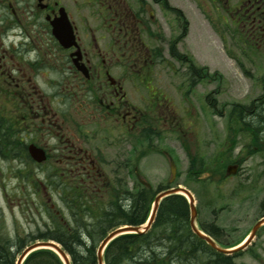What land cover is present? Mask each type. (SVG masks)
<instances>
[{
  "label": "flooded vegetation",
  "instance_id": "af4514ba",
  "mask_svg": "<svg viewBox=\"0 0 264 264\" xmlns=\"http://www.w3.org/2000/svg\"><path fill=\"white\" fill-rule=\"evenodd\" d=\"M193 2L207 21L214 14L213 27L232 55H264V0ZM191 33L192 22L176 0H0V141L11 135L8 148L18 152L7 159L41 168L40 180L23 176L24 183L35 185L33 191L24 188L25 195L45 198L61 220L62 209L51 201L69 197L70 191L119 202L130 176L136 178L135 169L143 176V156L131 153L148 147L177 161L173 149L158 148L167 126L181 140L190 164L198 153L188 149L193 121L203 117L213 133L209 114L224 117L225 138L216 155L201 154L206 169L198 177L219 187L237 177L245 160L263 152L264 73L262 94L247 103H228L226 113L224 103L212 96L219 94L221 75L194 62ZM211 82L217 89L208 88ZM195 97L201 107L193 106ZM192 118L183 128L182 121ZM239 139L243 144L234 154ZM30 146L43 152L42 161L34 160ZM230 165H237V174L226 176ZM260 168L261 174L248 178L249 186L238 184L229 197L241 200L240 192L250 189L247 200L256 204L258 216L239 239L236 230L219 226L213 217L208 227L220 244L240 242L264 216V158ZM171 178L167 184L177 182V176ZM259 238L264 239V224L251 244ZM252 258L264 264V252Z\"/></svg>",
  "mask_w": 264,
  "mask_h": 264
},
{
  "label": "rangeland",
  "instance_id": "374dc122",
  "mask_svg": "<svg viewBox=\"0 0 264 264\" xmlns=\"http://www.w3.org/2000/svg\"><path fill=\"white\" fill-rule=\"evenodd\" d=\"M176 3L178 6H183L186 9V14L192 22V33L189 40L192 42L191 55L194 62L198 65H205L210 71H217L221 75L219 79L222 80L218 85L219 94L214 93L212 96L215 97L216 95L220 101V105L224 103L226 113L229 110L228 103H247L251 99L259 97L263 92L260 76L264 73V55L253 53L247 55L235 54L232 56L228 49L227 40L213 27L211 17L214 18V14H210L209 21H207L200 13V9L197 10L195 8L193 0H176ZM212 13H214L213 10ZM216 18L220 19L219 22H222L220 16H216ZM239 63L242 65V68L239 66ZM204 88H206L205 84L199 86L197 92H201L202 94ZM208 88L217 89V85L211 82ZM196 97L193 99V106L198 108L201 105L196 101ZM209 118L213 127V133L207 130L203 117L194 120L192 126L193 135H191L192 142L188 146L190 153L198 152V155L201 156L202 154L207 159H210V156L213 154L216 155L218 152L217 149L220 147L219 145L222 142L224 143L225 138V132L220 130L222 123L224 122L225 124L224 117L222 119L217 115L209 114ZM192 120L193 118L188 120L184 119L182 121L183 128L184 126H191ZM162 128L165 130H163L164 133L159 138L158 148H171L174 150L173 154L177 157L176 164L179 174L177 181L180 185L190 189L194 194L198 210L197 222L208 225L213 220V217H215L219 226H223L225 229L231 231L236 230L234 237L239 239L248 232V225L252 219L258 216V209L254 202L247 200L252 196L249 193L250 189H245L240 192L241 200L229 199L230 193L240 183H243L244 186H249L248 178L262 173L260 166L264 158V151L254 154L250 159L245 160L242 163L237 177L227 180L219 187L215 182H194L192 180L193 178L185 176L189 163L187 153L181 147V140L173 132L172 128L167 126ZM243 140L245 141L246 138H243ZM242 144L243 142L240 140L233 151L234 154L239 151ZM141 150V147H139L135 151V155L131 153V157L138 156L137 158L139 159L143 156V161L139 168L142 175L147 178L153 188L167 184L170 171L169 163L164 155L159 153L158 150H152L148 147H144L142 154H140ZM224 159L227 162L231 158L224 157ZM225 162L221 163L222 167ZM203 168L206 167L203 165ZM25 175L31 176L33 180H40L41 168L25 166L24 163H19L18 160H9L0 157V231L4 235L8 234L10 236L24 238L30 233L36 234L38 230L43 231L48 226H53V219L61 222L59 216H56L49 208L50 202L47 203L45 198L33 193L32 195L29 193L25 195L24 188H30L31 191L35 188V185L26 184L28 180L24 183L25 179L23 176ZM128 181V187L130 188L135 183V180L130 176ZM255 191H261V189ZM217 193H220L222 196L220 200L217 198ZM262 195L263 193H260L258 198ZM245 198L246 201L244 200ZM51 202H54L56 206L62 209L64 214L61 213L65 219L69 218L73 222L72 218H70L71 215L64 209V205L60 199L55 198ZM222 206L227 211L222 212ZM232 244L235 243L232 242ZM255 252H264L263 238L256 239L247 249L241 251L235 261L246 264H258L252 258Z\"/></svg>",
  "mask_w": 264,
  "mask_h": 264
},
{
  "label": "trees",
  "instance_id": "16d2710c",
  "mask_svg": "<svg viewBox=\"0 0 264 264\" xmlns=\"http://www.w3.org/2000/svg\"><path fill=\"white\" fill-rule=\"evenodd\" d=\"M231 54V53H230ZM232 55V54H231ZM233 56V55H232ZM240 64V63H239ZM241 65V64H240ZM242 66V65H241ZM232 128V126H230ZM0 141V154L6 159L18 152L11 151L9 138ZM203 159L192 156L187 174L199 182L205 170ZM219 168V169H218ZM217 169L222 171L220 167ZM221 169V170H220ZM170 185L147 188L135 183L122 199L91 200L84 194L70 191L62 199L72 221L66 224L52 220L51 227L28 234L24 238L4 235L0 231V264H15L18 254L28 242L35 239H52L68 253L71 264H97L96 250L101 239L120 225H141L147 220L156 193ZM201 228L215 234L209 225ZM216 235V234H215ZM104 264H236L228 256L215 251L199 238L189 225L187 200L180 194L166 196L160 202L150 229L144 233L122 234L111 240L103 252ZM22 264H63L59 256L48 249L31 252Z\"/></svg>",
  "mask_w": 264,
  "mask_h": 264
},
{
  "label": "water",
  "instance_id": "95a60500",
  "mask_svg": "<svg viewBox=\"0 0 264 264\" xmlns=\"http://www.w3.org/2000/svg\"><path fill=\"white\" fill-rule=\"evenodd\" d=\"M29 151L31 156L34 158L36 161H42L44 159V154L40 149L36 148L35 146H30ZM236 166H229L227 173H235ZM170 171L172 176L174 177L176 174V165L174 161L170 158ZM139 181L143 183L146 186H150L149 183L146 181L142 180L139 178ZM171 194H182L186 197L188 205H189V210H190V219H189V224L191 227V230L201 239L205 240L213 249L216 251L223 253V254H233L239 250H242L246 248V246L250 243L252 240L255 231L257 228L264 223V217L259 220L252 228L249 236L238 246L233 247V248H224L220 247L209 235L205 234L202 230H200L197 225H196V216H197V209L195 206V199L191 191L183 186H176V187H171L166 190H163L159 192L153 199L151 211L149 214V217L147 221L142 224V225H121L118 227H115L108 231V233L101 239L97 246L96 250V257H97V264H104L103 263V251L107 244L116 238L119 235L122 234H128V233H144L146 232L150 227L152 222L154 221L158 206L162 198L171 195ZM38 249H49L54 251L62 260L64 264H71L70 263V257L66 253V251L62 248V246L54 241V240H35L29 244H27L22 251L18 254L17 259H16V264H22L26 256Z\"/></svg>",
  "mask_w": 264,
  "mask_h": 264
}]
</instances>
